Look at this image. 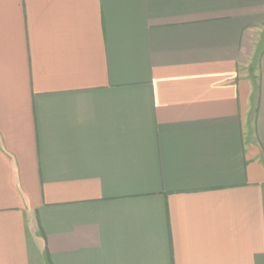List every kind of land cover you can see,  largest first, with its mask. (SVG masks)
<instances>
[{
    "label": "crops",
    "instance_id": "obj_1",
    "mask_svg": "<svg viewBox=\"0 0 264 264\" xmlns=\"http://www.w3.org/2000/svg\"><path fill=\"white\" fill-rule=\"evenodd\" d=\"M0 264H264V0H0Z\"/></svg>",
    "mask_w": 264,
    "mask_h": 264
}]
</instances>
